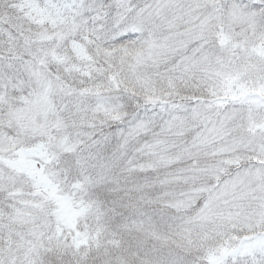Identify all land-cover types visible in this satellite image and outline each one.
Instances as JSON below:
<instances>
[{
  "label": "snow or ice",
  "instance_id": "6c2138e0",
  "mask_svg": "<svg viewBox=\"0 0 264 264\" xmlns=\"http://www.w3.org/2000/svg\"><path fill=\"white\" fill-rule=\"evenodd\" d=\"M0 264H264V0H0Z\"/></svg>",
  "mask_w": 264,
  "mask_h": 264
}]
</instances>
